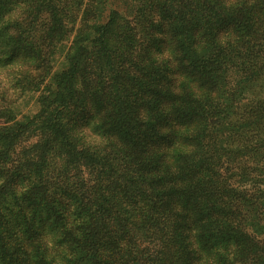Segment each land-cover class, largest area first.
<instances>
[{"label": "trees", "instance_id": "1", "mask_svg": "<svg viewBox=\"0 0 264 264\" xmlns=\"http://www.w3.org/2000/svg\"><path fill=\"white\" fill-rule=\"evenodd\" d=\"M0 42V264L264 263V0L0 2Z\"/></svg>", "mask_w": 264, "mask_h": 264}, {"label": "rangeland", "instance_id": "2", "mask_svg": "<svg viewBox=\"0 0 264 264\" xmlns=\"http://www.w3.org/2000/svg\"><path fill=\"white\" fill-rule=\"evenodd\" d=\"M22 2V1H25V0H0V2L1 3H5V4H14L15 2ZM36 1V0H35ZM26 2H27V0H26ZM88 2V0H83V4H86ZM67 6H72L70 3H67ZM120 7H121V4L119 5ZM160 36V38H164L162 35H159ZM11 49V47L10 46H7V43H3V42H0V53H2V52H6V51H8V50H10ZM30 106H31V104L29 105V106H26L25 107V109L23 110V112H22V114H24V113H26V111H28V109L30 108ZM80 128V127H79ZM80 130V129H79ZM83 131V132H82ZM82 132V134H85V132L86 133H88V130H80L79 131V133H81ZM248 167V166H247ZM222 200L223 199H221V200H219V201H217V205L218 204H220V202H222ZM261 205H260V207L262 208V209H264V199H262L261 200ZM225 218V216H220L219 217V219H224ZM217 229H221V228H219V227H216ZM255 227L252 225V224H249L248 226H247V229L251 232L253 229H254ZM223 236H227V234H225V233H223ZM207 242V241H206ZM206 242H204L203 240H201V239H198V247L194 250V253H195V255H194V259L191 261V259H189V258H187V259H185L184 258V261L183 262H174V264H221L222 263V261H221V263H215V260H210L208 257H204V256H201L200 254H199V251H201L202 250V248L206 245ZM208 242H212V241H208ZM245 248V247H244ZM192 256V255H191ZM198 258H197V257ZM232 260H233V258H231ZM248 258H243V259H240L239 261H235V260H233L235 263H233V264H251V263H249V262H247V263H244L245 262V260H247ZM165 264H168V263H165ZM171 264H173V263H171ZM261 264H264V263H261Z\"/></svg>", "mask_w": 264, "mask_h": 264}]
</instances>
